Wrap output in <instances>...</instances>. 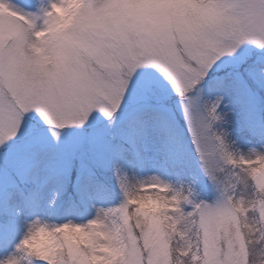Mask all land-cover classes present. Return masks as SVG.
I'll return each instance as SVG.
<instances>
[{
	"label": "snow or ice",
	"instance_id": "6c2138e0",
	"mask_svg": "<svg viewBox=\"0 0 264 264\" xmlns=\"http://www.w3.org/2000/svg\"><path fill=\"white\" fill-rule=\"evenodd\" d=\"M0 264H264V0H0Z\"/></svg>",
	"mask_w": 264,
	"mask_h": 264
},
{
	"label": "clouds",
	"instance_id": "9594fccd",
	"mask_svg": "<svg viewBox=\"0 0 264 264\" xmlns=\"http://www.w3.org/2000/svg\"><path fill=\"white\" fill-rule=\"evenodd\" d=\"M43 242H44L43 239L37 241V243H43Z\"/></svg>",
	"mask_w": 264,
	"mask_h": 264
}]
</instances>
